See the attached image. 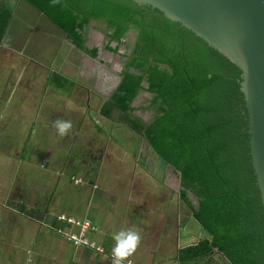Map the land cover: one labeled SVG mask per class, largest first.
<instances>
[{
	"label": "crops",
	"instance_id": "crops-1",
	"mask_svg": "<svg viewBox=\"0 0 264 264\" xmlns=\"http://www.w3.org/2000/svg\"><path fill=\"white\" fill-rule=\"evenodd\" d=\"M97 21H90L83 31V50L67 22L60 27L26 0H0V141L13 137L6 129L7 114L18 115L21 128L31 121L36 137L52 138L48 144L40 141L39 156L33 149L27 151L25 143L17 150L7 145L0 149V264H111L112 237L122 229L141 235L135 253L123 264H180L181 249L211 239L188 206L192 228H186L180 171L168 164V173L172 168L179 176L178 194L170 196L169 188L165 191L169 185L164 159L144 136L145 129H135L137 121L147 128L162 116L156 113L155 95L146 81L140 91L148 96L147 109L153 114L149 121L132 115L135 98L128 114L109 104L130 52L124 57L121 46L115 51L111 32L105 34ZM57 119L72 123L63 137L53 126ZM108 130L117 132L123 144L110 142L107 149ZM128 155L135 157L133 165L124 164ZM113 156L119 160L105 162ZM22 165L48 172L51 191L31 196L35 190L29 187L18 198L14 170L8 171ZM158 173L161 176L155 177ZM189 199L199 206L193 194ZM86 225L91 245L76 247L69 237ZM215 252L212 257L220 254ZM224 258L221 264H231Z\"/></svg>",
	"mask_w": 264,
	"mask_h": 264
},
{
	"label": "trees",
	"instance_id": "trees-1",
	"mask_svg": "<svg viewBox=\"0 0 264 264\" xmlns=\"http://www.w3.org/2000/svg\"><path fill=\"white\" fill-rule=\"evenodd\" d=\"M50 21L67 22L76 45L103 20L115 51L136 33L109 104L128 114L146 81L159 118L145 137L178 169L181 197L211 239L180 250V264H215V249L231 264H264V213L252 169L242 70L180 21L133 0H26ZM127 54L124 53V57ZM134 126V125H133ZM199 200L195 207L189 199ZM219 264V263H218ZM221 264V263H220Z\"/></svg>",
	"mask_w": 264,
	"mask_h": 264
},
{
	"label": "water",
	"instance_id": "water-1",
	"mask_svg": "<svg viewBox=\"0 0 264 264\" xmlns=\"http://www.w3.org/2000/svg\"><path fill=\"white\" fill-rule=\"evenodd\" d=\"M133 1L182 22L242 70L251 164L264 213V0Z\"/></svg>",
	"mask_w": 264,
	"mask_h": 264
},
{
	"label": "rangeland",
	"instance_id": "rangeland-1",
	"mask_svg": "<svg viewBox=\"0 0 264 264\" xmlns=\"http://www.w3.org/2000/svg\"><path fill=\"white\" fill-rule=\"evenodd\" d=\"M20 12H22V9L20 10ZM30 13L34 14V16L36 18L40 17L39 14L36 11H34L33 9H31ZM17 22L18 21H16V23ZM42 22H46L45 19H43ZM16 23L11 28L10 35H13V31L16 28ZM96 24H97V27H99L101 30H103V32L105 34L107 32H110V30L107 29V25L103 20L97 21ZM131 32H132V34L126 35L125 38L123 39V40H128V42L125 44H122L121 49H120V50H123L124 53H126V54H128V52L131 53L133 43L135 42L136 33L134 30H131ZM133 38H134V41H133ZM143 85L145 86L144 83H143ZM147 98H148V96L146 95V93L144 91H140L137 94V96L135 97V102L138 101V104L135 107L136 110H134V112H136V113H132L133 116H136L135 114H137L138 115L137 117L138 118L142 117L143 120L148 119L149 116H153V114L151 113V110L147 109L148 108L147 105H148V101H149ZM149 120L150 119H148V121ZM5 125L8 126V127L6 126V129L9 131L10 135H13V137L9 138L8 141H6V139H1L2 141H0V149L3 148L5 145H7L10 147L11 146L13 147V148H11V151L17 150V148H22L23 143H25L26 144L25 148L27 149V151H31L33 149L32 151H35V156H39V150H41L40 141L42 140V143H45V144H48L49 142H51L52 138L51 139L50 138H41V137H36L34 135V133L31 130V121L26 120L23 123V126L21 128V120L19 119L18 115L7 114V116L5 118ZM21 129H23V131L25 132L24 137H23ZM122 132L124 133L126 131H122ZM107 134L110 136V139L109 140L107 139V141H106L107 142L106 145H108L107 149H109V147L111 146L110 142H113L116 145H122L123 144V141L121 142L122 139H119L117 137V134H118L117 132L112 133L108 130ZM34 147H35V149H34ZM80 147L81 146H79L78 149ZM49 148H50V146L47 148V151ZM10 154H11V152H10ZM46 154H44V152H43V155H46ZM60 154H63V152H61ZM97 154L99 155V153H97ZM118 154L122 155L123 153L119 152ZM128 156L129 157L127 159H125L126 161L124 162V164L127 163V164L133 165L134 161H135V157L131 156V155H128ZM98 157L100 158V156H98ZM111 158H112V160H109V157H106L105 162L109 163V161H110L111 163H114V162H117L119 160L118 158H116L114 156ZM85 161H89L87 157L85 158ZM123 161H124V158H123ZM139 163L144 164L145 163L144 159H140ZM14 166L18 167V164L16 163ZM15 167H13V166L11 168L8 167L9 168L8 172H13V170H14L13 185L15 186L16 190L18 191V193H17L18 198L23 195L22 194L23 192L26 195L29 191V187H33L35 190V192L31 196H36V193H39L40 195H44L47 190L51 191V188L47 184L48 181H52V179L47 175L48 172H46L44 170H40L39 168L37 169V168H33L31 166H23V165H22V167L19 168L18 171H16ZM167 167H168V163H165V179H167V180H165V183H167L169 185V186L165 185V191H167L169 188L170 196L176 197V195L178 194L179 176H178L177 172L175 175H173L174 171L172 172V168L168 173L169 169ZM50 176L55 178L53 173H51ZM66 176H67V178H69V175H66ZM160 176H161V174L158 173L155 177H160ZM167 177L172 179V181L168 182ZM184 217H185V222H186V224H185L186 228H187V226L189 228H192L190 223H189V219H191V210L188 209L187 206L185 209ZM199 237L203 238L204 235H202V233H201V234H199ZM212 258H214L213 262L215 264L224 263V261H225V258L221 254H218V256H214Z\"/></svg>",
	"mask_w": 264,
	"mask_h": 264
},
{
	"label": "clouds",
	"instance_id": "clouds-1",
	"mask_svg": "<svg viewBox=\"0 0 264 264\" xmlns=\"http://www.w3.org/2000/svg\"><path fill=\"white\" fill-rule=\"evenodd\" d=\"M57 131V134L61 137L66 135L72 129L71 121L57 119L53 125ZM115 246L112 249V261L111 264H123L132 256L141 241V235L139 231L134 229H122L113 235ZM131 264V261H129Z\"/></svg>",
	"mask_w": 264,
	"mask_h": 264
},
{
	"label": "built area",
	"instance_id": "built-area-1",
	"mask_svg": "<svg viewBox=\"0 0 264 264\" xmlns=\"http://www.w3.org/2000/svg\"><path fill=\"white\" fill-rule=\"evenodd\" d=\"M87 227L88 225H86L78 235H72L71 237H69L76 247H79L82 245L83 246L91 245L86 238Z\"/></svg>",
	"mask_w": 264,
	"mask_h": 264
}]
</instances>
